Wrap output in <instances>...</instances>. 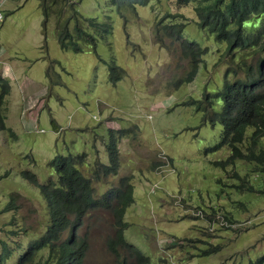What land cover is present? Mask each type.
Returning <instances> with one entry per match:
<instances>
[{
	"label": "rangeland",
	"instance_id": "rangeland-1",
	"mask_svg": "<svg viewBox=\"0 0 264 264\" xmlns=\"http://www.w3.org/2000/svg\"><path fill=\"white\" fill-rule=\"evenodd\" d=\"M72 1L82 15L97 20L108 16L111 21V33L104 40L97 39L95 51L62 50L52 16L46 20L43 41L40 0H3L0 5L4 15L0 69L4 62L3 75L9 84L4 127L0 128V250L2 240L10 246V254L2 264H13L26 243L45 229L47 215L37 184L48 176L55 178L47 164L55 153L83 151V170L79 166L83 174L96 159L106 161L109 116L119 127L132 128L134 136L118 142L117 173L99 176L92 186L99 195L120 175L131 174L133 201L123 214L128 223L123 237L148 256L134 264H246L263 252L264 171L253 172L249 161L231 158L227 145L214 148L222 126L203 121L201 111L186 102L201 97L204 86L207 90L220 87L221 64L230 57L225 55L224 61L222 56L220 65L215 62L225 44L197 26L192 3L149 0L121 14L107 0ZM165 12L174 14L172 20L186 19L183 37L207 47L190 81L184 79L190 68L177 43L169 38L162 45L153 42L154 17ZM44 42L46 49L40 51ZM234 53L239 59V49ZM240 53L250 61L264 55L250 48ZM47 56L52 59L49 67ZM111 57L120 71L114 82L108 76ZM220 104L216 97L213 108ZM249 131L250 127L245 133ZM256 146H264V135ZM159 152L169 161L159 170L148 168L147 163L160 159ZM149 154L152 158L146 162ZM22 170L30 171L34 181L23 176ZM239 178L245 180L246 188L237 187ZM10 194L16 210L8 207ZM192 208L204 213L218 208L225 217L220 214L218 218L227 225L212 222L209 228L207 216L191 215ZM112 221L106 209L83 217L74 231L75 237L87 242L81 264H117L105 242L113 236ZM14 225L18 227L11 233ZM232 226L239 230L228 228ZM158 232L183 237V243L163 252L154 243ZM209 247L218 249L200 253ZM117 250L121 253L123 248ZM45 258V248L35 255L37 264H56L43 262Z\"/></svg>",
	"mask_w": 264,
	"mask_h": 264
},
{
	"label": "trees",
	"instance_id": "trees-1",
	"mask_svg": "<svg viewBox=\"0 0 264 264\" xmlns=\"http://www.w3.org/2000/svg\"><path fill=\"white\" fill-rule=\"evenodd\" d=\"M149 0H107L121 13L125 9H133L135 5L146 4ZM179 4L192 3L196 16V24L213 34L217 41L225 42L226 50H242L254 48L264 51V0H178ZM42 19V34L45 41V24L48 17L54 18V35L58 46L62 50L83 51L86 48L95 51L97 39H106L112 31L108 16L97 20L93 16H85L77 11L72 0H40ZM63 11L68 12L67 15ZM258 15L257 17H254ZM173 13L165 12L155 21L154 39L163 44L164 37L177 43L180 55L187 59L190 68L185 75L186 81L191 80L200 61L201 53L206 47H201L196 41L182 37L184 20H172ZM256 21L259 22L257 25ZM256 23V24H255ZM45 49V42L40 46ZM237 65L244 67L243 77L232 81L224 80L222 88L217 92L222 104L215 110L213 101L216 98L209 92L203 91L201 98L192 99L197 110L203 114V120L211 124L219 123L222 128L214 147L228 145L232 157L246 158L257 163L256 169L264 171V146L255 149L260 136L264 135V57H257L254 61L239 58ZM48 67L46 69V76ZM108 76L114 82L120 76L119 67L112 57L108 61ZM9 84L0 77V128L4 127L5 104L4 97L8 94ZM208 109H211L208 111ZM246 127H252L245 135ZM105 144L107 161L96 162L89 176H83L76 168L77 163L83 162L84 153L54 154L47 164L56 172V180L47 179L39 185V191L46 201L49 223L45 232L35 239L29 240L26 247L19 253L15 264H36L33 254L43 247H47V259H56L57 264H79L85 252L86 242L82 237L59 243H53L60 231L69 223L68 215H72V225H75L86 213L95 209L109 210L113 215V236H107L106 246L115 254L117 264H134L126 259H133L137 263L145 261L134 245L125 242L121 235L124 223L121 215L125 206L131 200L132 184L130 174L121 175L116 183L109 186L101 194L95 195L91 184L94 179L107 174H115L118 166L117 149L115 146V131L109 130ZM248 141L245 150H240L243 141ZM24 176L32 174L27 170L21 172ZM32 180H34L32 178ZM12 204V201H9ZM69 240V237H68ZM124 252L119 253L117 248ZM9 254L5 245L0 253V264ZM250 264V263H247Z\"/></svg>",
	"mask_w": 264,
	"mask_h": 264
},
{
	"label": "clouds",
	"instance_id": "clouds-1",
	"mask_svg": "<svg viewBox=\"0 0 264 264\" xmlns=\"http://www.w3.org/2000/svg\"><path fill=\"white\" fill-rule=\"evenodd\" d=\"M3 2V0H0V5H1V3ZM144 5V4H143ZM136 6V5H135ZM135 6H134V8L133 9H125V10H131V11H135ZM123 11V10H122ZM0 13H1V18H0V23L2 22V20H3V18H4V15H3V13H2V10H1V8H0ZM121 14H122V12H121ZM195 14V13H194ZM162 15V14H161ZM161 15H158V16H155L154 17V19H158V17H160ZM260 15L262 16V17H264V11L262 12V13H260ZM258 15H256V16H254V17H257ZM155 20V21H156ZM155 21H154V23H153V27H152V31H151V34H152V37H153V42H156L155 41V39H154V26H155ZM185 22H187V20L185 19L184 20ZM195 21H196V16H195ZM258 21H256V23H257ZM196 23V22H195ZM255 23V24H256ZM259 24V22L257 23V25ZM198 26V25H197ZM199 27V26H198ZM183 30V29H182ZM181 34H182V32H181ZM213 35V34H212ZM182 37H183V35H182ZM183 38H185V37H183ZM165 39H168V38H166V37H164V40ZM187 39V38H186ZM188 40H191V39H188ZM195 41V40H194ZM217 41V40H216ZM218 42H222V41H218ZM222 43H224L225 44V42H222ZM45 45H46V43H45ZM41 46V45H40ZM40 46H39V49H40V51L42 50L41 48H40ZM201 47H206V46H201ZM207 48V47H206ZM45 49H46V46H45ZM235 49H237V48H235ZM235 49H232L231 51H228L227 52V50H226V44H225V48H224V50L220 53V57L218 58V61H216L215 62V64L216 65H220V62H221V58H222V56H223V60L225 61V59H224V56L225 55H229V61L227 62V61H225V63H223V64H221V67H222V80H221V85H220V87L219 88H217V89H214V90H207V88H206V86H204V88H203V91H206V92H209L212 96H215V97H219L220 99H221V97L217 94V92L222 88V85H223V82H224V80L226 79V80H228V81H232L234 78H237V77H243V75H244V67H242V66H239V65H237L236 64V62L239 60V59H235V53H234V50ZM245 49V48H244ZM250 49H252L253 50V52H257V51H255V49L254 48H250ZM262 52H264V51H262ZM201 57H202V55H201ZM200 57V61H201V58ZM241 57H244L246 60H247V56L246 55H244V54H241L240 53V50H239V58H241ZM257 57H264V55H258ZM256 57V58H257ZM47 59L49 60V65H48V67L52 64V59H49V57L47 56ZM199 61V62H200ZM247 61H250V60H247ZM198 62V63H199ZM230 62H232V65H230ZM226 64V66L224 67V65ZM2 67H4V62L2 63ZM1 67V69H0V77L1 78H3V79H5V77H4V75H3V68ZM47 69V68H46ZM9 73V75H7V76H9V77H11L12 76V74H11V72L9 71L8 72ZM196 73V72H195ZM45 74H46V71H45ZM195 75V74H194ZM194 77V76H193ZM192 77V78H193ZM192 78H191V80H192ZM189 81V80H188ZM8 82V81H7ZM176 84V83H175ZM203 91H202V93H203ZM202 96V95H201ZM199 98H201V97H199ZM199 98H190V99H188L186 102L187 103H192L193 105H194V107H195V104H194V102H190V101H194V100H192V99H199ZM185 103V102H184ZM221 104H222V100H221ZM221 104H220V106H221ZM6 108V107H5ZM196 108V107H195ZM214 109V108H213ZM215 110H217V109H215ZM200 111V110H199ZM202 113V112H201ZM203 114H202V120H203ZM203 121H208V120H203ZM106 122L108 123V127L106 128V130H107V132H108V136H109V130H113V131H115V134H116V142H115V146H116V149H117V156H118V168H119V162H120V159H119V148H118V142H119V140H126L127 139V137L126 136H129L130 134V136H134V132H131V129L132 128H129V127H119L115 122H114V120H113V117L112 116H109L108 118H107V120H106ZM209 122V121H208ZM210 123V122H209ZM214 124V123H213ZM212 124V125H213ZM248 127H246L245 128V131H244V133L246 132V129H247ZM251 130H252V127H250V131H249V133L251 132ZM10 134H13V132L10 130V132H9ZM248 133V134H249ZM248 134H246L245 133V135H248ZM261 137V136H260ZM108 137H106V139H105V141H104V149H105V144H106V142H107V139ZM218 140V139H217ZM245 141H246V139H245ZM243 141L242 142V144L240 145V150L241 151H244L245 150V146L247 145V142L248 141ZM217 142V141H216ZM216 144V143H215ZM122 145H125L126 146V144L125 143H123ZM219 146H223V145H219ZM228 146V145H227ZM214 147V146H213ZM216 147H218V146H216ZM216 147H214V148H216ZM255 149H258L257 148V146H255ZM81 152H83V151H81ZM106 152V151H105ZM68 153H70V152H68ZM75 153H78V152H75ZM84 153V152H83ZM148 153H149V151H148ZM56 154V153H55ZM60 154V153H59ZM67 154V153H66ZM230 154H231V148H230ZM158 156H159V158L160 159H157V160H152V161H150L149 162V164L147 163V166H148V168H150V169H153V170H159L160 168V166L162 165V164H164L165 163V161H169V158L165 155V154H163V153H161V152H159L158 154H157ZM156 156V154H154V156L153 157H155ZM231 158H233V159H239V160H242V161H248L246 158H239V157H232V156H230ZM149 158H152L151 157V155L149 154L148 155V157H147V159L145 160L146 162H147V160L149 159ZM162 159V160H161ZM84 161H85V158L83 157V162L82 163H77L76 164V168L78 169V171H80V173L83 175V176H89L90 175V172H91V169H92V167L94 166V164L96 163V162H98L99 160H95L94 161V163H93V165H91L90 167H88V170H86V173L87 174H83L82 173V171H81V169H79V166L81 165V167H82V170H83V164H84ZM106 161H107V154H106ZM105 161V162H106ZM99 162H101V161H99ZM105 162H102V163H105ZM250 162V164H252V166L253 167H250L251 168V171H253V172H255V171H259V170H257L256 169V166H257V163H255L254 161H249ZM52 168V167H51ZM118 168H117V171H118ZM53 169V168H52ZM22 171H24V170H22ZM21 171V172H22ZM28 171V170H27ZM54 171V170H53ZM28 172H30V171H28ZM54 173H55V178H51L50 176H48L43 182H39L37 185H38V188H39V185L41 184V183H44L47 179H52V180H56V177H57V175H56V172L54 171ZM117 173V172H116ZM32 174V173H31ZM130 173H128V174H126V175H129ZM233 174L236 176V177H240L239 176V174L237 173V172H233ZM24 176V175H23ZM121 176V175H120ZM28 177H30L31 179L33 178H35V176H33V175H31V176H28ZM130 178H131V174H130ZM93 180H94V178L92 177V180H91V184H92V182H93ZM116 180H117V178H116ZM239 180H240V178H239ZM34 181V180H33ZM129 181H130V179H129ZM116 183V181L113 183V184H115ZM131 183V182H130ZM113 184H110L109 186H111V185H113ZM244 184V185H243ZM243 185V186H242ZM108 186V187H109ZM132 186V185H131ZM93 187V186H92ZM107 187V188H108ZM237 187L238 188H243V187H247L246 186V182H245V180H240V182H239V184H237ZM106 188V189H107ZM105 189V190H106ZM93 191H94V187H93ZM39 193H40V191H39ZM101 194V193H100ZM41 195V194H40ZM131 195H132V189H131ZM42 196V195H41ZM9 198H10V201H12V200H14V197L12 196V194H10L9 195ZM43 198V197H42ZM132 198V197H131ZM43 201H44V205H45V211H46V215H47V223H46V226H45V229H44V231L42 232V233H40L38 236H40V235H42L44 232H45V230H46V228H47V226H48V223H49V216H48V212H47V207H46V201L43 199ZM133 201V198H132V200H131V202ZM130 202V203H131ZM129 203V204H130ZM128 204V205H129ZM127 205V206H128ZM9 206H11V207H9ZM127 206H125L124 207V209H123V212H122V215H121V220H122V222L124 223V226L122 227V229H121V235H122V238H123V240L125 241V242H127V243H129V244H132V245H134L135 246V248H137L138 249V251H139V253L143 256V257H145L146 259H148V256L147 255H145V254H143V252L141 251V249L138 247V246H136L135 244H133V243H131V242H129V241H127L124 237H123V230H124V228L128 225V223L125 221V220H123V214H124V211H125V209H126V207ZM8 207L9 208H12L13 210H16V208H15V205L13 204V202H12V204H9L8 205ZM3 208H5V207H3ZM219 208V207H218ZM218 208L217 209H215V210H209V213H204V212H202L199 208H192V209H195L194 211H192V214L191 215H193V216H195V217H198V216H203V214L205 215V216H207V218H205V219H207L208 220V225H209V228H211V224H212V222H215L217 225H220L221 223H224L225 225H227V223L224 221V222H222L219 218H218V216L221 214V216L222 217H224L223 216V214L218 210ZM100 209V208H99ZM191 209V210H192ZM96 210V209H95ZM93 211V210H92ZM91 212V211H90ZM89 213V212H88ZM88 213H86L85 215H83L81 218H80V220L75 224V225H72V219H73V217H72V215H68V218H69V223L67 224V226L65 227V228H63L61 231H60V233H59V235H58V238L56 239V240H54L53 241V243L55 244V246H57L59 243H61V242H63V241H65V240H67V242L68 243H70V240H72V239H76V240H78V237H75V235H74V231H75V229L80 225V223H81V221H82V219H83V217H85ZM111 213V212H110ZM112 214V213H111ZM228 214V213H227ZM112 218H113V215H112ZM225 218V217H224ZM247 221V220H246ZM242 223H246V222H242ZM112 224H113V221H112ZM247 224H249V226L250 225H252V223H247ZM238 225H239V223H238ZM249 226L247 227V228H249ZM18 226H16V225H14V227L10 230V232L11 233H13V232H15L14 230H16V228H17ZM20 228V230L21 231H24V227H19ZM228 228H233V229H237V230H239V227H228ZM113 229V228H112ZM19 230V231H20ZM206 230V229H205ZM64 232H66V235L64 236V237H62V234L64 233ZM207 232V231H206ZM38 236H36L35 238H37ZM68 237H69V240H68ZM194 238H196L197 239V237H195V236H193ZM35 238H33V239H35ZM83 239H84V241L86 242V240H85V238L84 237H82ZM183 238V237H182ZM182 238H178V237H176L175 235H172V234H167V233H161V232H158L157 233V235H156V237H155V239H154V243H155V245L161 250V251H163V252H166V251H168V252H170L171 250H169V248L170 247H178V245L179 244H182L183 243V239ZM32 240V239H31ZM27 244V243H26ZM3 245H5L6 246V248L8 249V252H9V254H10V246L8 245V244H6L4 241H2L1 240V250H0V253H1V251H2V246ZM26 247V246H25ZM43 248H45L46 249V258L43 260V262H47V261H50V260H53L56 264H57V262H56V259L54 260V259H47V247H43ZM43 248H41V249H43ZM86 248H87V242H86ZM86 248H85V252H86ZM24 248H22L21 249V251L23 250ZM41 249H39V250H41ZM218 249V247H209L207 250H201V252L200 253H204V254H206V253H209V252H213V251H215V250H217ZM38 250V251H39ZM178 249H176V251H177ZM20 251V252H21ZM38 251H36L34 254H33V261L32 262H34V263H36L37 264V262H40L39 260H36L35 259V255H36V253L38 252ZM20 252H18V255H19V253ZM85 252L83 253V255H82V257L80 258V262H79V264H81L82 263V259H83V257H84V255H85ZM122 252H124V250L122 251ZM9 254L3 259V262L7 259V257L9 256ZM18 255H17V257H18ZM192 256V255H191ZM190 256V257H191ZM127 260V262H129L128 261V259H126ZM2 262V263H3ZM130 262H132V263H137V261H135V260H133V259H131L130 258ZM1 263V264H2ZM247 263H250V264H264V251L263 252H261L260 254H258L257 256H255L253 259H249L248 261H247ZM246 263V264H247ZM13 264H15V262L13 263Z\"/></svg>",
	"mask_w": 264,
	"mask_h": 264
},
{
	"label": "crops",
	"instance_id": "crops-1",
	"mask_svg": "<svg viewBox=\"0 0 264 264\" xmlns=\"http://www.w3.org/2000/svg\"><path fill=\"white\" fill-rule=\"evenodd\" d=\"M38 40L40 41V38ZM37 46H39V44H37Z\"/></svg>",
	"mask_w": 264,
	"mask_h": 264
},
{
	"label": "built area",
	"instance_id": "built-area-1",
	"mask_svg": "<svg viewBox=\"0 0 264 264\" xmlns=\"http://www.w3.org/2000/svg\"><path fill=\"white\" fill-rule=\"evenodd\" d=\"M0 18H1V13H0Z\"/></svg>",
	"mask_w": 264,
	"mask_h": 264
}]
</instances>
